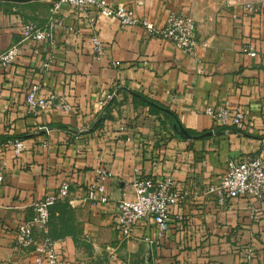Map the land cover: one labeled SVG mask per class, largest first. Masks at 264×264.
I'll return each mask as SVG.
<instances>
[{"label":"crops","instance_id":"1","mask_svg":"<svg viewBox=\"0 0 264 264\" xmlns=\"http://www.w3.org/2000/svg\"><path fill=\"white\" fill-rule=\"evenodd\" d=\"M106 1L133 8L157 27L171 13L190 16L197 52L186 54L113 18L97 16L94 28L86 13L70 7L56 16L62 25L50 41L24 40V25L52 24V0H0V53L20 48L13 66L0 68V158L7 163L0 264H35L33 254L17 248L15 232L30 218L33 202L65 182L71 195L51 210L48 233L66 264H244L247 248L255 264H264V211L254 217L249 198L221 205L205 194L220 184L229 162L256 155L264 161V11L253 16L245 9L251 3L264 10V0ZM95 32L106 49L101 63L92 53ZM34 84L43 96L70 94L75 112L27 114ZM226 103L245 114L243 129L205 115V108ZM16 139L26 145L20 155L8 144ZM101 167L112 177L99 179ZM136 174L172 177L175 188L188 193L162 238L153 220L130 239L117 226L118 203L133 197ZM96 181L105 185L108 201L82 205L80 197Z\"/></svg>","mask_w":264,"mask_h":264},{"label":"built area","instance_id":"2","mask_svg":"<svg viewBox=\"0 0 264 264\" xmlns=\"http://www.w3.org/2000/svg\"><path fill=\"white\" fill-rule=\"evenodd\" d=\"M75 8L86 13L95 28L97 16L116 19L121 27H140L151 37L165 39L171 42L178 50L195 55L199 47L197 39V27L190 16L171 13L163 27L140 17L133 8L124 5H111L106 0H53L51 7L52 24L46 28H37L32 24H26L23 28L24 40L36 42H48L53 37L56 25H62L57 17L62 9ZM251 15H259L264 10L256 8L249 3L245 6ZM68 30L72 31L73 28ZM92 53L95 60L101 63L106 58L104 42L96 32L91 37ZM251 57H256L253 50H246ZM20 54L18 45L12 46L0 53V68L8 69L16 62ZM111 66L118 68L120 62L112 61ZM45 68L49 63L44 64ZM115 93L109 96L114 98ZM27 114L57 111L62 113L75 112V106L70 94L52 93L47 96L41 94V86L34 84L28 90L25 101ZM205 115L209 116L215 124L222 127L233 126L239 130L247 123L245 114L241 110H233L229 103L218 108L211 106L205 108ZM125 131V127H121ZM8 144L16 155L26 150L25 143L20 140H11ZM264 149V138L262 139ZM7 163L0 158V186L4 183V172ZM99 179L111 178L112 174L106 168L96 170ZM138 173V172H137ZM133 197L122 199L118 203L117 226L125 239L134 237L138 226L148 220H153L158 228L159 238L164 237L171 226L172 211L183 204L188 193L179 192L175 188V181L167 177L161 181L151 178H142L136 174L133 183ZM205 194L216 196L221 205L239 198H249L254 202L252 215L260 216L264 211V161L256 155L245 157L238 162H229L223 178L218 185L209 186ZM71 195L70 184L63 183L53 194L33 202L31 216L18 226L15 232V244L22 252H28L35 257V264H66L62 255L58 252L54 239L48 233L50 210L60 201L68 199ZM81 198L82 205L106 203L108 197L105 185L101 181L91 183ZM263 205V207H261ZM244 264H255L254 252L247 248L243 253Z\"/></svg>","mask_w":264,"mask_h":264},{"label":"water","instance_id":"3","mask_svg":"<svg viewBox=\"0 0 264 264\" xmlns=\"http://www.w3.org/2000/svg\"><path fill=\"white\" fill-rule=\"evenodd\" d=\"M173 129H174L175 132H177L180 136L184 137L185 139H190L191 138L189 133L184 128H182L180 125L174 124L173 125Z\"/></svg>","mask_w":264,"mask_h":264},{"label":"trees","instance_id":"4","mask_svg":"<svg viewBox=\"0 0 264 264\" xmlns=\"http://www.w3.org/2000/svg\"><path fill=\"white\" fill-rule=\"evenodd\" d=\"M144 104H145V101H144ZM158 110H161L160 108H157ZM60 202H58L56 205H58ZM56 205H54L52 208H51V210L56 206ZM51 210H50V216H51Z\"/></svg>","mask_w":264,"mask_h":264}]
</instances>
